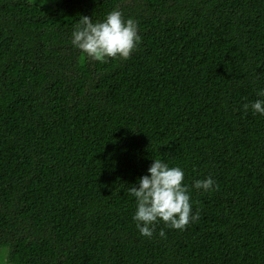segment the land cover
Wrapping results in <instances>:
<instances>
[{
	"label": "trees",
	"instance_id": "1",
	"mask_svg": "<svg viewBox=\"0 0 264 264\" xmlns=\"http://www.w3.org/2000/svg\"><path fill=\"white\" fill-rule=\"evenodd\" d=\"M113 9L141 40L100 63L71 34ZM260 90L264 0H0V261L264 264ZM155 159L199 219L146 238L129 189Z\"/></svg>",
	"mask_w": 264,
	"mask_h": 264
},
{
	"label": "clouds",
	"instance_id": "2",
	"mask_svg": "<svg viewBox=\"0 0 264 264\" xmlns=\"http://www.w3.org/2000/svg\"><path fill=\"white\" fill-rule=\"evenodd\" d=\"M71 37L73 47L100 63L116 58L127 60L141 40L137 22L132 18L125 20L121 11L116 9L109 12L103 21L95 23L90 17H81ZM257 95L264 97V90ZM243 108L245 111L251 108L254 113L264 115V100L244 104ZM183 181L184 172L180 167H170L155 159L148 168V175L139 179L138 187L133 185L129 189L130 195L135 197L133 220L141 236L151 238L157 222L182 231L190 222L199 219V212L192 214L189 188ZM213 185L214 181L207 178L195 181L193 188L209 191L213 190ZM165 235L161 229L159 236L164 238Z\"/></svg>",
	"mask_w": 264,
	"mask_h": 264
},
{
	"label": "rangeland",
	"instance_id": "3",
	"mask_svg": "<svg viewBox=\"0 0 264 264\" xmlns=\"http://www.w3.org/2000/svg\"><path fill=\"white\" fill-rule=\"evenodd\" d=\"M29 2L37 5V6H41L43 7L45 10L48 11H54L55 10V6L56 4L60 1V0H28ZM5 250V249H4ZM0 264H8L7 258L4 257L1 261Z\"/></svg>",
	"mask_w": 264,
	"mask_h": 264
}]
</instances>
